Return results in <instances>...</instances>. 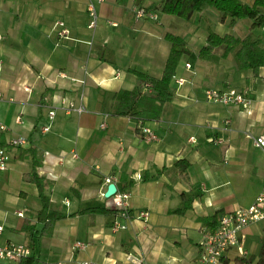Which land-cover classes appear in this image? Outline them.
I'll list each match as a JSON object with an SVG mask.
<instances>
[{
    "label": "crops",
    "instance_id": "obj_1",
    "mask_svg": "<svg viewBox=\"0 0 264 264\" xmlns=\"http://www.w3.org/2000/svg\"><path fill=\"white\" fill-rule=\"evenodd\" d=\"M89 1L0 0L2 140L26 138L24 144H7L8 167L0 170V246L27 244L21 225L25 217L35 221L41 200L36 184L22 176L35 170L49 182L53 207L66 215L50 234L36 238L33 264H133L128 253L148 264H193L203 229L214 228L220 216L249 206L264 191V151L246 135L264 134V64L257 73L238 68L233 54L221 55L220 47L212 59L197 54L209 29L240 37L251 33L264 49V23L240 18L229 25V16L208 5L182 22L171 16L160 21V0H139L157 19L136 20L131 0H91L97 22L88 27ZM56 20L69 27L68 38L58 35ZM166 31L181 35L195 57L181 58L176 74L187 80L181 86L171 81V98L159 104L152 85L146 87L148 80L135 70L160 77L171 45ZM84 76L83 85L75 80ZM207 86H232L250 101L246 106L209 101L203 94ZM123 89L139 94L137 117L113 113L114 95ZM62 97L81 98L85 111L57 108L49 130L42 131L48 108ZM102 113L105 126L99 125ZM138 120L158 139L142 140ZM178 159L188 162L190 184L179 174ZM112 182L130 194L129 217H118L125 228L110 229L114 213L68 215L90 206L113 208L112 197L104 196ZM142 210L146 218L137 216ZM263 227L264 218L247 223L239 246L228 248L217 264L257 255ZM75 240L89 244L75 250Z\"/></svg>",
    "mask_w": 264,
    "mask_h": 264
},
{
    "label": "trees",
    "instance_id": "obj_2",
    "mask_svg": "<svg viewBox=\"0 0 264 264\" xmlns=\"http://www.w3.org/2000/svg\"><path fill=\"white\" fill-rule=\"evenodd\" d=\"M204 5L220 11L222 17L229 16L231 19L229 25H232L236 19L240 18L252 19L253 25H261L264 23V0H253L251 4L241 0H160V4L157 7L164 13L188 19L194 12L199 14ZM164 37L170 41L171 45L160 77H151L141 71L135 70L139 76H144L151 82L154 91V100L159 104L171 98V78L177 73V66L181 58L185 54L191 53L190 48L181 35L166 31ZM219 47L222 48L221 55L233 54L238 68H251L253 72L257 73L259 67L264 64V49L251 33L240 37L228 32L220 35L209 29L206 35V42L199 49L197 56L201 59H212L215 57L216 48ZM138 97L139 94L136 90L123 89L118 91L114 95L113 113L116 115L137 117L138 111L135 110V104ZM177 162L180 164V176L185 182L190 184L187 172L188 162L183 159H178ZM22 177L36 184L41 200V207L36 212L35 221L25 217L21 225V228L27 234V245L31 250H34L36 238L50 234L55 221L64 217L66 214L53 207L49 193L46 190L49 186L47 180L39 176L35 170L24 173ZM83 211L118 213V210L115 208L90 206L78 209L68 215ZM37 222L41 223L39 228L37 227ZM34 261L35 256L31 253L30 255L21 257L15 264H33ZM234 264H264V227L260 235V248L257 255H251L248 258L236 256L234 258Z\"/></svg>",
    "mask_w": 264,
    "mask_h": 264
},
{
    "label": "built area",
    "instance_id": "obj_3",
    "mask_svg": "<svg viewBox=\"0 0 264 264\" xmlns=\"http://www.w3.org/2000/svg\"><path fill=\"white\" fill-rule=\"evenodd\" d=\"M100 1V0H99ZM130 10L133 17L137 19L150 18L157 19V13L154 10H150L140 4L139 0H131ZM87 14H88V27H94L97 22V11L94 3L90 0L87 4ZM54 28L57 30L58 35L63 38H68L70 34L69 27L64 23L63 20H56L54 22ZM185 67L189 68L190 63L185 62ZM84 73L88 70L85 65H83ZM59 75L63 76L64 72H59ZM76 81L80 82L81 85L85 84V76L81 78H75ZM184 76L174 74L171 81L175 83L176 86H181L186 82ZM151 83L148 81L146 87H149ZM25 88H28L27 86ZM204 97L213 102H219L226 105H241L246 106L249 103V98L244 95L243 92L237 90L232 86H227L226 88H217L214 86H207L203 90ZM2 99V93L0 92V100ZM57 108L63 109L65 113H81L85 111V106L83 105L81 98L78 100L69 99L62 97L57 106H50L48 108L47 117L48 122L41 126L42 131H47L50 128V123L55 116V111ZM102 120L100 126H105L104 118L107 116L106 113L100 114ZM15 121L20 122L21 118L19 115L15 116ZM137 126L141 131V139L149 142L158 139V135L143 122H137ZM6 125L0 121V170H5L8 167L9 153L7 149V144L9 145H20L26 142L24 136H15L4 142L2 140V133L5 131ZM253 142V144L264 151V134L252 135L246 133ZM193 140V137L190 138ZM105 182L110 181L109 177L104 178ZM112 197L113 208L118 210L116 213V218L113 219L110 229L112 231H118L126 227V223L121 221L118 217H129L128 207H129V197L130 194L127 191L116 190ZM264 191L256 195L254 201L247 207L238 208L234 211L223 214L219 217L217 225L210 229L205 228L202 232V238L200 240V253L198 258L193 264H217L220 262L221 257L224 252L231 247L239 246L241 241V233L245 225L252 221H258L264 218ZM19 216H23L22 210L16 211ZM148 212L145 210L140 211L138 217H147ZM2 226L0 225V230ZM89 242L83 240H75L72 243V248L75 250L85 249ZM31 254L30 247L25 243H7L0 246V259L1 260H11L18 261L21 257ZM126 257L133 261V264H148L144 259L132 258L130 253ZM77 264H96L90 260H80Z\"/></svg>",
    "mask_w": 264,
    "mask_h": 264
},
{
    "label": "rangeland",
    "instance_id": "obj_4",
    "mask_svg": "<svg viewBox=\"0 0 264 264\" xmlns=\"http://www.w3.org/2000/svg\"><path fill=\"white\" fill-rule=\"evenodd\" d=\"M213 10H216L215 8H213V7H211ZM159 14H160V21L161 20H163L165 17H173V18H176L177 20H179V22L181 21L182 22V20H185V19H183V18H180V17H177V16H175V15H171V14H167V13H164V12H162L161 10H159ZM185 57L186 58H188V59H191V60H193V57H195V54H192V53H190V54H185ZM138 122H139V120H138ZM141 122H143V120L141 121ZM212 229V228H211Z\"/></svg>",
    "mask_w": 264,
    "mask_h": 264
},
{
    "label": "water",
    "instance_id": "obj_5",
    "mask_svg": "<svg viewBox=\"0 0 264 264\" xmlns=\"http://www.w3.org/2000/svg\"><path fill=\"white\" fill-rule=\"evenodd\" d=\"M116 190H117V187H116L115 183L112 182V183L108 184L107 189L104 193V196H106V197L112 196Z\"/></svg>",
    "mask_w": 264,
    "mask_h": 264
}]
</instances>
